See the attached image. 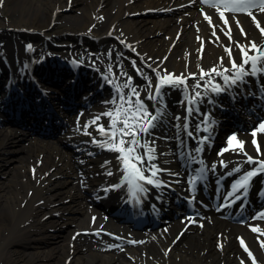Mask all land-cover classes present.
<instances>
[{"label":"bare ground","instance_id":"6f19581e","mask_svg":"<svg viewBox=\"0 0 264 264\" xmlns=\"http://www.w3.org/2000/svg\"><path fill=\"white\" fill-rule=\"evenodd\" d=\"M76 1L72 0V8L77 7ZM86 1L87 4L83 3L79 7L84 11L83 17L74 16L75 20L81 23L80 29L72 31L66 28L65 30L72 32L65 34L60 30H55L54 34L39 33L36 34L39 36V42L47 45L54 43L53 41L57 40L56 37H64L71 41L73 39L77 44L80 42L90 44L89 37H97L103 45L104 42L112 39L106 36L110 31L117 34L113 27L123 16L148 8L172 10L157 19L150 17H141L136 20L123 19L121 24L126 32L117 34L116 37L121 48L130 47L135 53H140L142 56L137 54L138 57L146 65L149 64L157 69L161 76L182 74L186 78V87L182 91H176L174 97L167 102L166 115L162 117L163 122L155 129L156 152L159 154L166 153L175 142H187L186 129L182 125L192 121L194 113H197L193 111L189 115L186 112L187 98L193 101L199 112L206 110L205 113H208L207 110H212L216 106L220 93H213L211 88L216 85L223 88L225 81L215 73L202 76V72L209 73L213 68H216L217 72H223L224 68H231L225 46H232V56L239 64L240 53L235 46L236 43L246 45L248 41H254L258 48L264 43V33L261 31L264 29V14L262 16L255 14L260 29L244 20V16L230 9H222L219 5H217L218 10L226 14L228 24L226 25L224 20L215 21L209 15L210 13L207 14L211 23L209 21V23H203V20L199 18L200 13L197 16L195 10L188 9L190 3L200 0H118V5L115 4L111 8V11L114 8L115 10L111 14L108 12L109 15L102 19L98 28L95 29L91 28V24L95 22L97 14L105 11L112 2L111 0ZM6 2H11V6L8 5V8L2 12ZM69 3L70 0H0V37L5 40V43L0 44L1 56L19 55L24 60V63L21 62L22 67L27 65L30 68L35 66L37 68L38 66L32 62L37 61L41 56L46 57L51 46L47 51L42 52L40 49H29L26 45L27 39L22 40V38L37 36L28 35L22 30L19 32L18 29L30 28L44 31L43 28L48 27L52 20L60 19L61 8L68 6ZM17 11L19 13L15 15ZM6 17L9 18L8 22ZM88 17L90 19L86 21ZM193 19L198 20L196 31L189 27ZM236 20L242 25L246 36L236 30ZM107 21L109 26L103 30L102 26ZM213 25L216 26L215 36H213ZM229 25L231 41L222 32V30L228 31ZM180 30H183V35L179 38L176 33ZM48 35H52V38ZM111 46L101 47L98 53L103 52L104 56H111L114 51ZM28 52H31L33 58ZM69 54L71 55L68 56ZM73 55L72 49H69L62 51L61 57L55 56L54 59L66 62V59ZM249 55H258V53L253 50ZM218 56L224 57V63H221ZM85 62L90 64L86 59ZM93 64L94 68L104 67L99 60ZM93 72L87 83L81 78L77 81L79 86L75 91V98H78L81 107L84 100L93 97L92 94L96 88H103L100 100L110 101L117 85H122L127 79L126 76L121 75L126 72L123 70L115 72L112 69L115 76L108 71L107 80H112L116 86H108L103 84L106 80L101 75L98 76L96 68ZM72 73L78 74L70 72V78L73 77ZM60 74L57 72L58 76ZM95 75L99 78L95 79ZM152 75L155 81L154 86L157 83L156 72ZM224 75H231V73H224ZM135 76L137 77V73ZM193 76L198 78L195 79L194 85H188L187 80ZM254 78L248 76L245 80L248 83L255 81ZM209 80H211L210 84ZM198 83L201 85L199 88L196 87ZM247 83H244L245 86ZM62 84H55L54 89L59 93L63 92L60 87L63 86ZM244 84L229 86L227 90H233L237 98L243 90L240 87ZM49 87L53 88L51 85ZM166 88H164L165 92ZM124 91L127 92L126 89ZM194 92H200L202 98H194ZM145 99H143L144 102H146ZM209 100L213 102L209 103ZM145 104L149 106L150 111H154L148 101ZM86 113L91 116L96 112L88 110ZM3 116L4 114L0 113V117ZM27 116L28 113L26 118ZM175 117L181 119L176 120ZM78 118L77 112H74L70 118L71 123L58 126L54 132L61 130L51 137L34 132V127L29 121L27 127L13 121L2 126L0 121V164L15 160V170L7 177L9 184L0 182V264H241L242 261L243 264H264V247L261 243L264 242V235H253L242 224L222 220H213L209 223L207 220H200L198 216L192 217L185 213L178 216L170 231L160 233L159 237L145 235L133 238L129 235L126 238L130 239L129 241L122 240L120 234L128 232L129 225L118 221L119 218L115 214H111V218L106 219L102 217L101 212L103 210L101 208L105 206L114 210L119 204L118 196L123 186L116 189L111 187L121 182L122 173L118 170L121 164L116 159L118 154L103 150L91 143V137L77 130L78 127L82 128L83 124L88 123V120ZM103 118V121L105 120L103 124L107 126L108 118ZM43 121L44 118L39 117V122L44 123ZM262 122L264 120L257 122L253 129L244 132L242 137H237L231 143L228 138L222 137L223 134L219 133L217 140H222V143L218 144V141L213 145L207 144L208 146L201 152H194L188 161L190 164L188 168L183 166V163L172 166V175L168 176L171 185L181 187L186 176L196 174L195 170L201 167L213 170L215 165L214 170L232 174H243L252 170L255 165L245 162L244 153L246 152L254 159L264 160V129L259 127ZM41 131L43 133L46 130ZM88 131L92 132L96 139H103L95 132L94 126ZM253 132L256 133L255 139L259 144L261 153L259 156L253 145ZM163 137L168 139L165 140ZM223 141L228 143L227 147L218 151L223 154L217 153L214 158L210 157V153L225 143ZM237 141L243 142L242 149ZM106 161L109 163L106 164ZM236 168H242V172H234ZM109 171L113 175H108ZM173 173L179 175H173ZM74 179L79 182L78 188L69 186ZM55 212L61 215L55 218L53 217ZM113 219L117 221V224L113 222ZM249 224L264 230L263 220H255ZM77 231L80 233L77 234ZM75 234L77 236L74 238ZM245 242L249 245L251 256L249 251L244 249ZM124 253L131 254L132 262L126 263L123 260Z\"/></svg>","mask_w":264,"mask_h":264},{"label":"snow or ice","instance_id":"6c2138e0","mask_svg":"<svg viewBox=\"0 0 264 264\" xmlns=\"http://www.w3.org/2000/svg\"><path fill=\"white\" fill-rule=\"evenodd\" d=\"M220 4L223 5L225 9H230L232 12L248 11L251 15V9H260L264 11V0H219ZM205 3H214V0H205ZM220 17L224 20V23L228 24V18L225 17L224 12L219 13ZM207 18V17H206ZM255 20V17H253ZM211 23V21H209ZM257 27H259V22L257 21ZM238 24V21H237ZM215 25H213V36L216 35ZM231 26H228V32L226 33L231 41ZM264 33V29H261ZM242 34L246 36V33ZM218 39V37H217ZM236 48L239 49L240 53V63L237 64L236 58L232 56L233 48L232 46H225V52L229 59L231 68H224L223 72H217L216 68L210 70L209 73H203L202 76H210L215 73L222 77L225 81L226 86H232L237 84L247 83L245 77H264V47L258 48L254 41H248L246 45L235 44ZM31 49V45L28 46ZM256 50L258 55H249L250 52ZM221 63L224 61V57L220 58ZM132 66L135 69L137 75L141 76L147 82V96L146 99L153 101L152 109L150 111L149 106L145 104L144 100L140 98L141 86L135 85L133 77L128 76L127 73H122L121 75L126 76L127 79L122 85H117L115 89V94L109 103L113 105L108 111L101 113L99 116L94 117L90 123L83 124L82 128L78 127L77 130L82 131L84 135L91 137V143L98 145L99 148L117 153L116 159L120 162L121 168L118 169L122 173V179L120 184L111 186L113 189L120 188L123 185H128L132 189V195L136 196L137 193H145L147 185H155L157 187L167 186L165 182L159 178L161 172H169V169H161L154 163L155 160L159 159V155L156 153V137L155 129L163 122L162 117L166 115V102L164 91L165 87L177 88L186 85V78L181 74L180 76H175V74H167L161 76L157 69L152 68L151 65H147L148 68H152L153 72H156L157 83L153 86L151 79L146 75L143 67H137L136 62L132 61ZM27 67V65H25ZM112 73L111 66L108 70ZM231 73V75H224V73ZM115 76V73H112ZM194 75V74H193ZM108 79V77H105ZM211 83V80L208 81ZM201 85L198 83L196 85L199 88ZM207 87V85H205ZM127 90L125 93L124 90ZM225 89L219 85L213 86L211 91L213 93H221ZM194 98H202L200 92H194ZM209 100V103H212ZM186 112L191 115L193 111L199 114V109L194 106L193 101H188L185 104ZM107 117L108 123L105 126L99 123L101 117ZM205 120L201 123L206 122L207 114H204ZM174 119L180 120V117H175ZM94 126L95 132H97L103 139H96L92 132L88 131L90 127ZM185 129L188 128V124L184 123L182 125ZM199 128V125L197 126ZM259 127L264 129V122H262ZM207 130V129H205ZM189 137L193 136V132L189 131L187 133ZM256 133L253 132V145L257 149L258 156L261 155L259 150V144L255 139ZM167 140L168 137H163ZM209 137H201V143L207 141ZM236 140L233 135L229 138V143ZM184 142L181 141V144ZM238 145L242 149L243 142L237 141ZM202 149L197 147L195 149L196 153L201 152ZM92 153H90L91 155ZM223 153H218L222 155ZM246 163L250 165H255L252 170L244 172L239 179L231 186V190L226 194L225 199L230 201V204H235L237 201H243L246 199V193L248 186L252 177L264 173V160L254 159L248 156L245 152ZM188 158H192L189 154ZM109 163L106 161V164ZM215 165H213V170ZM196 171V175L192 177L191 183L195 185L198 181L202 182L207 178L206 168H199ZM234 172H242V168H236ZM148 173V175H145ZM108 175H113L111 171L107 173ZM173 175H179L178 173H173ZM229 175H232L230 172ZM240 193V194H238ZM194 199V197H193ZM230 204L228 206H230ZM255 219H264V214H261ZM95 219V218H93ZM253 231H258V229L253 228ZM264 234V233H262ZM243 244V240H241ZM262 247H264V242ZM245 250L248 251L247 247ZM249 251V256H251ZM243 264V261L241 262Z\"/></svg>","mask_w":264,"mask_h":264},{"label":"rangeland","instance_id":"374dc122","mask_svg":"<svg viewBox=\"0 0 264 264\" xmlns=\"http://www.w3.org/2000/svg\"><path fill=\"white\" fill-rule=\"evenodd\" d=\"M118 0H111V2H112V5L110 4V5H108L107 6V9H105V11H103V12H101L100 14H97V17H96V20H95V22L93 23V24H91V28H98V26H99V22L102 20V19H104V18H106V16H108L109 15V13L111 14L112 13V11H114L115 10V8L111 11V8H113L114 6H115V4H117L118 5V2H117ZM11 2H6V3H4V7H3V9H2V12H4V10L6 9V8H8V5L9 6H11V4H10ZM77 3V4H76ZM76 3H75V5H77V7L76 6H74V8H72V0H70V3L68 4V6H66V7H63V8H61V10H62V13H61V15L59 16V18L60 19H58V20H52V22H54L53 24H55V26H52L51 28H52V30L50 31V32H54L55 30L56 31H62L63 32V34L66 32V33H71L72 31H73V29L74 30H76V29H80V24L81 23H79V22H77L75 19L76 18H74V16H79L80 17V15H81V17H83V10H81V9H79V7L81 6V4H87V1L86 0H77L76 1ZM1 4H3V2H1ZM102 5H100V7H101ZM206 6H209V4L208 3H205V0H203V1H198V2H196V3H193V4H191V5H189L188 7H190V8H188V9H193V10H195L196 11V13H197V16H198V14L200 13V15L201 16H199V18H201L202 20H203V23H209L208 22V18H206V15H205V8H206ZM211 6V5H210ZM207 9V8H206ZM252 11L253 10H256V8H254V9H251ZM250 10V12H252ZM188 11H190V10H188ZM210 14L209 15H212V17L217 21V22H220V21H222L223 19L220 17V15H219V13L220 12H217V11H215L214 10V8L213 7H211L209 10H207ZM1 12V11H0ZM106 12V13H105ZM109 12V13H108ZM168 12H172V10L171 9H168V10H164L163 8L161 9V8H148V9H146V10H144V11H136V12H134V13H131V14H129V15H125V16H123L122 17V19L121 20H119V22L117 23H115L114 24V27H113V29H116V33L117 34H125V29H124V27H123V25L121 24V21L123 20V19H129V20H132V19H137V18H141V17H150V18H152V19H157V18H162V16L163 15H165V14H167ZM178 12V11H177ZM241 12H243L244 13V17H243V19L244 20H246L248 23H250L251 25H255L256 27H257V21H256V18H255V20L253 19V13H251V15H249L248 14V11H241ZM16 14L15 15H17L18 13H19V11H17V12H15ZM187 13V12H186ZM189 13V12H188ZM190 13H191V11H190ZM259 14H261V15H263L264 14V11H259ZM14 16V15H13ZM12 16V17H13ZM264 16V15H263ZM9 17V16H8ZM8 17H6V22H8V20H9V18ZM255 17V16H254ZM18 18V17H17ZM90 18L88 17V19L86 20V21H88ZM194 20V19H193ZM197 22H198V20H194L193 21V23L189 26L190 28L192 27V28H194L195 29V31L196 30H198V26L196 25L197 24ZM108 26H109V22L107 21V22H105V25H103L102 26V28H103V30H106V28H108ZM49 28H50V25H49ZM70 29V30H72V31H67V30H65V29ZM83 28V27H82ZM241 28L243 29V27H239V28H237L236 30H238L239 31V33H241L242 34V32H241ZM244 31V30H243ZM74 32H76V31H74ZM110 33L112 34V35H114L115 37L117 36V34H115V33H113V32H111L110 31ZM109 33V34H110ZM227 31H223V35H225V36H228L227 34ZM109 34H107L106 36H108ZM177 35H181V37H182V35H183V30H180V31H178L177 33H176ZM197 36V35H196ZM167 37V36H166ZM196 40H197V38H196ZM107 46V45H106ZM169 57V56H168ZM222 56H218V58H221ZM223 63H224V61H223ZM189 64V63H188ZM14 170H15V160H12V161H9V162H7V161H5V162H2L1 164H0V182H6V183H8L9 181H7V177H8V175L10 176L13 172H14ZM78 180L77 179H74V181H71L70 183H69V186L70 187H72V188H78ZM9 184V183H8ZM61 215V213H58V212H55L54 213V215H53V217H55V218H58L59 216ZM104 217V216H103ZM106 218V217H105ZM75 227V226H74ZM124 233L122 232V235H123ZM151 234V233H150ZM122 258H123V260H125V262L126 263H128V262H132V260H130V258H131V254H125V255H123L122 256ZM260 261V260H259Z\"/></svg>","mask_w":264,"mask_h":264}]
</instances>
